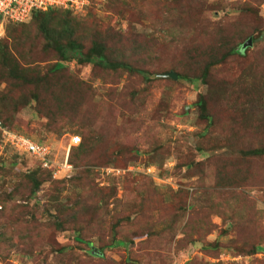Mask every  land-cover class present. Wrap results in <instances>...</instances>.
<instances>
[{"label":"trees","instance_id":"obj_1","mask_svg":"<svg viewBox=\"0 0 264 264\" xmlns=\"http://www.w3.org/2000/svg\"><path fill=\"white\" fill-rule=\"evenodd\" d=\"M154 2H158L155 13L159 18L174 19L181 11L180 17L186 24L179 26L181 31L176 36H164L158 41L152 36L130 33L128 38H122L110 27L101 29L91 9L87 11L85 22H77L80 32L72 21L78 18L70 15L69 8L33 10L28 22L6 23L0 37V84L4 83L0 89L1 123L12 130L15 113L31 103L36 115L46 119L40 124V131L60 133L67 122L80 127V141L70 148L68 160L72 165L81 166L72 181L81 185L82 194L69 199L63 206L65 210H57L50 225L53 233L73 229L77 240H86L89 238L84 234H91L99 224L98 201L112 194L109 188L98 186L90 176L89 168L108 164L126 166L130 160L139 158V149L125 138H131L136 129L131 122L119 125L114 122L116 105L124 109V102L132 101L137 94L134 84L142 80L171 78L160 77L168 72L175 73L177 80L207 85V91L198 93L195 100V123L200 127L194 133L197 136L194 148L204 154L205 144L211 142L212 134L217 132L227 136L226 145L234 154L216 160L206 155L204 161L194 162L195 155L190 153L175 165L177 173L185 168L186 172L200 178L205 169L212 168H209L213 174L209 193L213 198L209 199L207 207L189 208L187 193L179 189L172 193V201L165 205L161 203V196L146 194L139 199L137 217L131 221L128 214L122 217V221L113 223L109 243L102 234L98 247L90 246L87 241L88 253L93 260L100 261L104 259L105 249L114 242L118 245L131 242L130 233L121 232L126 224L138 231L137 234L144 228L150 238L172 232L178 217L190 209L182 241H203V251L216 256L224 245L218 240L207 242L206 236L214 230L219 236L230 231L218 228L209 220V215L215 213L222 221L226 218L232 223L235 239L227 246L246 256L255 254L263 247L259 223L252 213L255 212L254 206L252 202L246 204L251 200L234 188L256 185L260 181L264 183V106L260 108L261 118L255 115L249 120L244 119L242 112L239 113L237 106L231 103L235 95L240 94L235 85L236 75L246 71L253 73L251 84L258 89L257 95L255 93L257 103L261 99L264 101V44L256 46L264 31L263 18L259 15L264 1L247 0L236 4L239 13L230 22L225 7L211 8L207 17H202L192 0ZM120 5L118 0H109L106 7L121 15L126 9ZM219 9L224 11L222 16H218ZM131 14L135 19L130 18V22L140 21L139 13ZM198 20L207 22L197 26ZM249 37L253 45L242 48ZM71 61L90 64L94 76L108 78L111 84L108 93L101 94L96 101L93 88L75 73L68 72V62ZM151 64L155 68L149 67ZM231 68L236 70L234 76H231ZM123 74L124 84L117 91ZM146 154L144 159L148 164L162 163L170 154V147L157 138L148 144ZM52 171L50 166L43 172L36 169L25 175L30 195L50 179ZM61 178L64 177L51 180L49 194L53 197L63 189ZM234 197H238L236 202ZM156 210L160 211L157 220L163 224L160 230L153 228V212ZM125 264H136V261L131 257ZM156 264L168 263L160 258Z\"/></svg>","mask_w":264,"mask_h":264},{"label":"rangeland","instance_id":"obj_2","mask_svg":"<svg viewBox=\"0 0 264 264\" xmlns=\"http://www.w3.org/2000/svg\"><path fill=\"white\" fill-rule=\"evenodd\" d=\"M86 1L82 9L69 10L72 17L78 18L72 21L79 32L81 28L77 22H85L88 9L92 10L101 29L110 27L122 38H128V35L133 33L152 36L160 41L164 36H176L181 31L179 26L186 24L185 19L183 18L182 22V16L180 17L181 11L175 14L174 19H165L161 13L162 18H159L155 13L158 3H155V0H118L121 4L119 7L126 9L121 15L107 9L109 0ZM163 1L172 2V0ZM243 1L247 0H192L197 4V12L202 17H207L211 8L225 7L229 22L239 13L235 5ZM135 11L141 15L140 21L130 22V18L135 19L131 14ZM190 13L189 15L192 16L193 12L190 11ZM223 13V10H218V16H222ZM259 15L263 18L264 27V2L260 5ZM198 22L197 26L207 20H198ZM263 44L264 31L256 46ZM149 67L153 69L155 65L151 64ZM230 70L231 76H234L235 68ZM68 72L75 73L79 79L93 88L96 101L101 98V94L108 93L107 88L111 87L108 78L101 79L93 75L90 64L68 62ZM252 74L248 71L238 72L235 85L240 89V94H236L235 100L231 103L232 106H237L239 113L242 112L244 119L249 120L255 115L261 118L260 108L264 106L263 99L257 103L258 89L256 90V87L251 84ZM124 81L125 74L116 87L117 91L122 88ZM134 85L136 96L131 102H124L126 104L124 109L119 104L116 105L114 122L117 125L123 122L133 124L136 130L131 134V138L130 136L125 138L132 146L139 149V158L130 160L126 166L108 164L89 168L90 176L98 186L109 188L112 193L111 196L98 201L100 220L95 230L93 229L94 232L84 234L89 239L77 240L73 229L53 233L50 225L57 210H65L63 206L69 199L82 194L81 185L72 181L81 166L72 165L68 160L69 150L75 146H69L70 138L81 137L80 127L74 122H67L60 133L40 131V124H43L46 119L36 115L31 103L15 113L11 121L12 130L34 140L45 141L50 147L54 164L59 165L67 156V161L71 165V169L67 172L61 171L56 176L52 174L50 179L43 182L33 195L29 194L25 175L36 169L43 172L45 168L43 169L40 163L30 155L7 144L0 132V264H125L126 259L131 257L135 259L136 264H156L157 259L160 258L168 264L264 262V183L261 181L256 185L234 188V191L243 192L251 200L246 204L252 202L254 206L255 212L252 213L259 223L260 244L263 247L255 254L246 256L227 246L229 241L235 239V234L231 231L232 223L226 218L222 221V218L215 213L209 215V220L218 228H227L230 231L219 236L217 230H214L206 236L207 242L218 240L223 243L224 246L218 250L216 256L203 251L205 244L203 241H182L183 227L190 215V209H187L178 217L172 232L150 238L144 228L140 234H137L138 231H133L126 224L121 228V232L130 233L131 242L123 245L114 242L111 247L105 249L104 259L100 260L101 262L90 257L88 253L90 246H99L100 234L109 243L112 238L113 223L120 221L128 214L131 221L137 217L141 202L139 199L146 194L161 196V203L165 205L172 201V193L179 189L187 193L189 208L207 207L209 199L213 198L209 193V184L213 180V174L210 172L212 168L205 169L200 178L196 174H189L185 168L177 173L175 171L177 161H184L185 156L190 153L195 155L194 162L204 161L206 155L216 160L219 157L234 154L232 148L226 145L227 136L217 132L212 134V141L205 144V155L194 148L197 141L194 133L200 127L195 123L197 116L195 100L198 93L207 91V85L172 78L142 80ZM3 87L4 83H1L0 89ZM112 101L114 102V99ZM157 138L169 145L170 154L163 159L162 163L148 164L144 159L147 157L148 144L150 145L151 140ZM60 176L64 177L61 178L63 189L55 193L53 197L49 194L51 180L58 179ZM234 200L236 202L238 197H234ZM159 213V210L153 212L155 230L163 227V224L157 220ZM121 235L119 234L120 237ZM87 241H90V246Z\"/></svg>","mask_w":264,"mask_h":264},{"label":"built area","instance_id":"obj_3","mask_svg":"<svg viewBox=\"0 0 264 264\" xmlns=\"http://www.w3.org/2000/svg\"><path fill=\"white\" fill-rule=\"evenodd\" d=\"M86 0H0V37L4 33L6 23H20L27 21L33 10L44 11L50 7L82 9L86 5ZM0 132L3 140L21 152H25L36 159L43 168L53 167L52 174L67 172L71 165L65 159L56 165L51 158V150L46 142H39L23 135L19 132L5 128L0 120ZM80 141L79 136L70 138L69 146L76 145ZM69 150V147H68ZM67 150V153H68ZM66 153V154H67Z\"/></svg>","mask_w":264,"mask_h":264},{"label":"water","instance_id":"obj_4","mask_svg":"<svg viewBox=\"0 0 264 264\" xmlns=\"http://www.w3.org/2000/svg\"><path fill=\"white\" fill-rule=\"evenodd\" d=\"M252 44V38L249 37L243 44H242V48H245V47H248V46H251ZM161 76H168V77H171L172 79H176L177 75L173 72H168V73H165Z\"/></svg>","mask_w":264,"mask_h":264}]
</instances>
